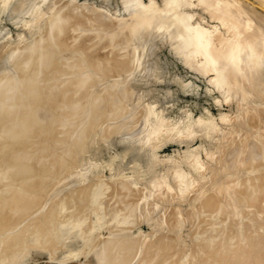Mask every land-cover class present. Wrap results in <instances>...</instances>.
Here are the masks:
<instances>
[{
	"label": "rangeland",
	"instance_id": "374dc122",
	"mask_svg": "<svg viewBox=\"0 0 264 264\" xmlns=\"http://www.w3.org/2000/svg\"><path fill=\"white\" fill-rule=\"evenodd\" d=\"M152 1L156 2L158 5H161V6L164 5V0H152ZM142 2L146 5H149L151 0H142ZM25 3H29V5H27V4L25 5ZM23 4L25 6H23ZM197 4L198 3L196 1H194V3L189 8L191 10V14L193 16V21L199 22V23L201 22V24L203 26H205L206 29H208V31L210 32V37H211L210 43L213 45L212 48H214V45L217 46L218 42H219V46H217V47L221 48L222 45H220V43H223L224 41H228V40L232 39L230 37H232V35L234 33L233 31H236V29H234L232 26H230V28L232 30L230 28L225 27L218 18H216L212 15L210 9L205 8L201 4H198V5ZM18 5L19 6L22 5L21 8L18 9V7H19ZM13 8H15V9L17 8V10H15ZM137 8H138V6H137L135 0H0V62H1L0 63V100H1L0 105H1V103H3L2 109L0 106V111H1L0 112V118L1 117H3V119L5 118L4 121H6V122H7V120L9 121L13 118L12 119L13 122L10 121V123L8 122L6 124H9L11 126L12 130H13V127H12L13 125L15 126L14 129H17L18 127H19L18 129H20L21 128L20 123L17 126L16 122L14 124V119H15V116H16V119L21 118V112H19L20 111L19 109L22 110V106L24 104L23 102H25L26 104H24V105L31 106L30 107L31 109L33 107V110H35L37 113H38V108L40 109V107L41 108L44 107L45 110L40 109L41 111H39V115H41V114L45 115L44 116L45 118L43 116L38 117L39 116L38 114H36V117H38L40 122H42L43 120L45 122V123L43 122L44 124H47L48 122H50V123H48L49 125L53 124L52 126L56 127V129L59 127L58 129H61L63 131V132H59V133H56L54 131L55 134L51 131V133L49 132V133H47V135L46 134L43 135V133H39L40 134L39 135L38 131H37L38 128L36 127L37 133L35 132V129L33 128L32 130H34V132L31 130L32 135H30V134L25 135V136L24 135H14V134L12 135V132H11L12 130L10 129L9 125H6L5 123H3V119H1L0 120V123H1L0 126H2L4 124L6 125V127L8 126L9 129L7 128V131L11 130V131H9V134L11 133L10 135L12 137L9 138L10 135L7 132H4L6 130H5V128L3 129V126H2L1 131H0V133L2 132L0 134V141L2 142V140H4V142H2V144L0 143V150L5 149L6 146H8V148H9L10 145L7 144L5 146V141H6V143H8V141L11 140V138H13V139H15V140H13L15 142H13L11 140V143H14L15 145H14V147L11 146L10 148L14 152L15 151L17 152L15 154H17L18 157H20L24 153L23 155H24V157L26 156L25 157L26 159L23 156H22V158L20 157L21 159L24 158L23 162L26 160V163H24V164H27V162H28V163H30V165H32L31 163H34L36 161L38 164H40L42 162L41 164H44L45 166L52 165V167H54V168L56 167L55 171H52V172L49 171L50 174L52 173L54 176L52 174L50 176V174H48L49 172L48 173L46 172L48 175H46V173L42 174V176L43 175L47 176V177H44V176L42 177V178H44V187H45V185L48 186L47 183H49V184L53 183L54 184L56 182L55 173L58 174L59 171H61V169L59 170L57 168V167H59L58 163H57L58 166L54 165V158H56V155L62 157L63 155H65V152L67 153L69 147L70 148L74 147L73 149L71 148L74 151V149L77 148L75 146H77V143H79V142H80L79 146L83 145L80 147L84 149L83 152L78 154V158H77V161H78L77 163H79L80 168L77 166H76V168L72 167L73 171L72 170H70V171H72V172L75 171V172L70 174L69 176L62 174L63 176H65V178H62L63 180L61 179L62 175L58 174L59 179L61 180L60 182H62L63 185H61V187L59 185L57 187L58 189L57 188L55 189V192L54 191L50 192L48 190L49 188L47 189V187L44 188L43 186H42L43 188L41 187L42 192L37 191L38 189L35 190V188H33V189L30 188V189L34 190V192L37 191L36 194L33 193L32 195H34V196L40 195L39 198L41 197L40 199L42 201L39 200V203H38V201H36L35 206H37V204H39L37 206V209H35L36 207H34L33 210H30V211L29 210L26 211L27 209H22V208H19V210H18V208H14V209L11 208L10 209V205H9V206H7L9 208V210H8V208L6 207L9 214L14 213L17 216V218L16 217L14 218L16 221L13 220V223H14V224L12 223L13 227H12V225H10L11 223L9 224L10 225L9 227L13 228V230H14L13 232H12V228L10 230L8 227H6L8 229H6V228L3 229V227H1L2 231L1 230L0 231L2 233H0V235L3 234L2 235L3 239L7 240L9 238L7 240L9 243L7 242L8 243L7 245L9 246V244H10V246H9L10 248H8L7 245L5 246L4 243L6 241L4 240L3 246L1 245V247H0V252H1L0 255L2 256V257L0 256V258H1L0 264H101V260L98 258V256L100 255V253L102 251V249H101L102 242L107 241V240H112L113 242H115L114 245L115 246L117 245L116 249H118V251L115 249L117 251L116 253L118 254L119 252H121L123 254V255L122 254L116 255L117 257L120 256L119 258H121V260H125V261L127 260L128 261L129 256H131L130 252L132 254H134V256L132 255L133 259L131 258L132 257L131 256L130 260L128 261L130 264H140L141 263L140 260H143V259L144 260L145 259L146 260L153 259V261H155V260L157 261V260H159L160 257H163L164 250H165V255L167 254L166 256L164 255L165 257H168V256L171 257V255H173L171 258L174 259V258H176V255H179V256L182 255L181 257H183V256H184V258H185V256H186V258L188 257V259H187V261H188V260H191L190 256L192 258L196 257V254L194 255V252L196 253V251H195L196 249L198 251L197 257H199V258L198 259L193 258L191 260L192 262L190 261L189 263L193 264L195 262L194 264H198L196 260L200 261L199 253L203 252V254H204V251L201 250V245H200L202 242H203L202 243V245H203L204 241L207 239L212 238V240H215L216 237L221 236L222 232H223L222 234H224V232H229L233 228L236 229L237 225L235 223H237V221L239 222L238 224L241 225L242 223L244 224V222L246 223L247 220H245V219L249 218V217H247V214H245V212L243 210H241V209H245L244 207H246V206H244L242 208L238 207V209L236 207H235L236 209L234 208V211L239 210V208H240V210L237 211L239 213H236V212L235 213L237 215L239 214L242 218L240 216L237 217L235 213H234L235 215L233 214L232 208L234 206L230 207V209H227L228 211L230 210L229 212L228 211L225 212L227 215H225V213H222L223 211H220V213H219V211H217L214 213V215L212 217H210L211 213H209V212L203 210V208H201L200 201L201 202H202V200L204 201V199L208 198L209 196L212 197V195H214V193L216 191L218 193H220V190H217L219 187H217V188L213 187V186H215V184L213 186H211L213 188L209 187V183H210V185L213 184V180H214V178H216V176L217 177L219 176L221 178V176L224 175V176H222L221 179L217 178L215 180V181H217V180L222 181V180H224L223 178H225L226 175H228V173H229V175H228L229 177L230 176L235 177V175H237V176H239V178H241V176L243 178H244V176H245V178H247L248 176L252 175L253 169H250L248 166L251 163L247 162L248 160L251 161L252 159H248L246 161L245 158H243V156H242L243 151H240L242 149L240 146L242 145V142L244 143L245 141H247V144H249L248 147H249V149H251L254 146V145H251L252 142H254L256 144V143H258V141L261 140V139L260 140L258 139L260 137H257L258 140L257 141L255 140L256 142L253 141L256 138V136H254L253 133L250 132V130H252L251 128L256 129L255 127L257 126V128H258V126H259V130L257 129L258 133L259 132H260V134L264 133L263 132L264 127H260L261 123H263V121H264V97L260 98L257 95L256 96L254 95L255 97L252 95L254 98H252V100H250V101H251V103L254 102L255 105L257 104L256 105L257 107L254 104H252V105H254L253 107L256 108V111L253 109L254 111L252 110V112H251V109H248V110L244 111V114L242 112L243 118L245 117L244 120L247 122L243 126V128H245L246 131L242 130L243 129L242 128L241 130H234V131L230 132L229 128H231L230 125L232 124V122H234L233 120L237 116H240V114L237 113V110H238L237 103L232 98L233 96L232 97L227 96V94L224 92L223 88H221L217 85V84H220V82H219V80L215 79L216 74L214 71H212V68L210 67V64H209L210 62L207 61L205 56L203 57V55H205L204 51H203V55H201L200 52H202V51L199 50L198 54H199V56L201 55L200 58L198 56H197L198 58L196 57V55H197L196 52L194 55V51L193 52L191 50L186 51V53L191 52L192 54H189V53L188 54L192 55L193 58L195 57L194 58L195 60L196 59L199 60V62L196 61L198 63H194L195 61L193 62L192 57L189 56L187 58L188 54H186V55L183 54L184 51H181V47H180L179 42H175L174 40H172V37L175 34V31L173 29H175V28H172L169 25L170 20L167 21L164 26L159 28L155 25L156 22L146 23L145 18H143V16H141V14L137 11ZM137 14H138V16H137ZM137 17H138V19H136ZM124 20H125V22H124ZM134 20H136L135 24H134ZM128 21H129V23H128ZM126 22H127V24H125ZM128 25H129V27H128ZM227 25L229 27V24H227ZM230 25H232V24L230 23ZM222 26H224V28ZM135 27L137 28V30ZM135 30H136V33L139 34L138 36H136ZM133 34L136 37H134ZM217 35H218V37H217ZM137 37H138V40H137ZM142 37H143V39H142ZM59 39L65 41V43L66 42L67 43L65 45L61 46V44H59V42H58ZM52 44H55V45H52ZM57 44L60 45L62 48L60 46H59L60 48L56 47ZM25 46H27L28 49H30V50H28L27 47L25 48ZM140 46H141V48H140ZM174 46H175V48H174ZM54 47H56V49H54L55 53L53 52ZM41 49H43V50L41 51ZM25 51H27V54H29L31 52L29 54L30 58L34 54L32 60L28 59L30 61L27 62L26 61L27 59H26L23 62V59L21 58V56L25 54ZM40 51H41V53H40ZM51 51H52V53H51ZM11 52L13 54H11ZM14 52H15V54H14ZM21 52L22 53L24 52V53L22 54ZM197 52H198V50H197ZM9 53H10V57H12V59H10V62L8 61L10 58L8 56ZM47 53H48V55H47ZM20 54H22V55L20 56ZM51 54L53 55V57L51 56ZM5 55L7 56V59H6ZM43 55L45 56V58ZM48 56H49V58L51 56V58L50 59L47 58ZM42 57H43V59H42ZM81 57H83V58H81ZM184 57L186 58V61L188 63L184 60ZM4 58H5V61L3 60ZM55 58H59L60 62L58 59H55ZM202 58H205L204 59L205 61L202 60ZM17 59L18 60L21 59L20 61H22V67L23 68H28L25 70V72L27 71L26 73H28V74H26L24 71L19 70V68L17 69V67L15 68V66H12L14 64V61L17 62ZM44 59H47V61ZM52 59H53V62H52ZM187 59L188 60L192 59L191 60L192 62L191 61L189 62ZM56 60L58 61L59 64L57 63ZM43 61H44V63H43ZM65 61L67 63H62ZM202 61L203 62L207 61V62L203 65ZM46 62H48V63H46ZM84 62H86L87 64ZM41 63H43L45 65H42ZM56 63L59 67L55 66ZM207 63L209 66H207ZM16 64L18 66V63H15V65ZM49 64H51V65H49ZM136 64H137V66H136ZM47 65H49V67L50 66L51 67L50 68L48 67V69H47V67H46ZM61 65L62 66L65 65V66L61 67ZM67 65H70V66H67ZM33 66L34 67L37 66L36 69L33 68ZM44 66H45V68H44ZM52 66H55V67L52 68ZM66 66L68 68H66ZM198 66H200V67H198ZM31 67L35 71L39 70L40 72L39 71H38L39 73L37 71H36L37 73L34 72ZM40 67L43 69H41ZM60 67L63 68L62 70H64V71L60 70L61 69ZM150 67H153V69ZM206 67H208V68L206 69ZM64 68L67 70L69 69V70L66 71ZM44 69H45V71L43 72ZM76 69H77V71H76ZM154 69L156 72L154 71ZM29 70H32V72H30ZM53 70H55L56 73ZM57 71H59V72H57ZM60 71L63 73H61ZM33 72L36 73V76H34V77H32L33 75H35V74H32ZM48 72H49V74H48ZM59 73H61V74L59 75ZM67 73L68 74L70 73L69 76ZM53 74L59 75L58 76L59 78L56 77L57 75L54 77L60 79L59 83L61 82L62 87H64V88H62L63 91H62L61 87H59L61 90L59 92L61 94L57 95V97L60 96L63 98V96H61L63 94H67V95L71 96L70 94H72L73 92H70V93L66 92V90H68L69 87H70V90L72 89V87H80L81 92H84V93L81 94V92H80V94H78L76 96L74 95V97H72L71 100L69 99L70 102L68 100H66L67 98H66V96H64L65 97L64 100H66L65 101L66 104L64 102H62L63 101L62 98L60 99V97H59V98L54 99L55 97H51V95H41L40 98H38L37 100L36 99H31V100L29 99V101H28V97H26V95L24 96V93H21L23 90H25L24 86H27V84H30V82H31L30 80H32V82H33L34 80H36V78H37V80L35 81L36 83L39 82L40 85L41 84L43 85V83H44V86H42V87H45V86L47 87L48 83L51 87H54L55 85L57 87V85H58L57 80L58 79H54ZM62 74H64V75L61 76ZM22 75H26V76L29 75V76L25 77ZM15 77L17 79H15ZM29 77H31L30 80H29ZM39 77H41V78H39ZM47 77H52L56 81V84H55V81H52V78H51V81L55 84L54 86L52 85L53 83L51 84V82H47V81H50V79L48 78L49 79L48 80ZM68 77L73 78L74 83H71L70 82L71 78L69 79ZM77 77L80 78V79L78 78L79 81L77 80L78 83L76 82ZM19 78H20L22 84L25 82L24 80H26L25 83H27V84L24 83L22 85V84H19L20 82L16 83V81H18ZM38 78L41 82L44 79L43 83H41L38 80ZM67 80H68V82H67ZM65 82H67V83L70 82V84H67ZM14 83H16V84H14ZM39 83H37V84H39ZM45 83H47V84H45ZM18 84L20 85V87ZM61 84H59V86H61ZM77 84H78V86H77ZM21 85H22L23 89H22ZM56 87L53 89L54 90L57 89V91H58L59 89H58V87L57 88ZM80 88H79V90H80ZM18 89H22V90L16 91ZM48 90H51V89L49 88ZM64 91H65V93H64ZM85 91H87V92H85ZM16 92H19V94L21 96L19 95V97H18V94ZM23 92H25V91H23ZM59 92H58V94H59ZM6 94H8V97ZM13 94H15V95L17 94L18 99L21 98V100H24V101L20 100L21 101L20 103L18 101V104L19 105L21 104L22 106L21 105L19 106L18 104L13 103L14 101L12 102V99H10V97L13 96ZM22 96L24 97V99ZM25 97L27 99H25ZM45 97H46L45 101L49 98L48 101H46V102H48V105L50 103H52V104L54 103L53 104L54 108H53V106L50 107L51 104L49 105V108H47V106H48L47 104H46L47 106H43L42 104L44 102L40 103L39 100L43 99V101H44ZM75 97H77V99ZM257 97L259 100L257 99ZM6 98H9L10 104H9L8 100H6ZM12 98L15 99V102L17 103L16 97L14 98V96H13ZM73 98H74V102H71V101H73ZM51 99L53 102L49 101ZM56 100H61L60 104L64 103L66 106L71 107V105H69L71 103L73 108L76 107L75 110L73 108H71L72 111H74V113L72 112V114H69L68 117L66 116L67 117V118L65 117L66 120L64 119L66 122L64 121L63 124H60L62 122V121H59L61 118L59 119V117H57V116L60 115L61 113L63 114L64 111H66V108L65 109L62 108L63 106L64 107H66V106L64 104L59 105L58 102H56ZM75 100H76V102H75ZM90 100H92V101H90ZM5 101L9 105L4 104ZM67 101H68V103H67ZM80 101L82 104L80 103ZM90 102L91 103L97 102L101 106V108L104 109V110H102V113L100 114V116H98L99 117L98 119H96L97 117L94 119H91V118L95 117V116H93L95 113L92 112V110L94 111V109L89 110L90 109L89 108ZM12 103H13V105L14 104L15 105L13 106ZM37 103H39V105L41 104L42 106L38 107ZM45 103H44V105H45ZM56 103L61 107L60 110H59V108H56V107H59L58 105H56ZM27 104H30V105H27ZM4 105H6V107ZM10 105L15 109H16V107H18L16 110H17L18 114H20V115H18V114L17 115L20 117H18L17 115H11L14 117L7 115L8 111H7V113L5 111H6V109L8 110L7 107H9ZM87 108H88V110H87ZM152 108H154V109H152ZM15 109H14V111H15ZM69 109L67 107V110H69ZM44 111H45V114H44ZM85 111H87V113ZM154 111H155V114L153 115ZM40 112H42V113L40 114ZM48 112H50V113H48ZM57 112H58V115H57ZM84 113H86L87 116ZM245 113L247 116L245 115ZM234 115H236V116L233 117ZM242 115H241V117H242ZM6 116L8 119H6ZM48 116H50V117H48ZM60 116L62 117V115H60ZM225 116H226V118H225ZM231 116H232V120H231ZM46 117H48V118H46ZM159 117L166 119L167 123L165 124V126H163L161 128V129H163V131L161 133H159V135H157L158 133L156 131L153 132L149 129V127L153 124L151 123V125H150V122H149V125H148L145 121V118H148V119L153 118L152 120L154 121V120H157ZM40 118H42L43 120H41ZM167 118L170 119L171 121L169 122V120ZM16 119H15V121H16ZM18 119H17V122L20 120V119L19 120ZM57 119L59 121L58 124H60V125L57 124ZM190 119L194 120V121H192L193 124L198 119H202L205 122L212 120L216 124V128L218 126H220V129L217 128V130L218 129L224 130V131L227 130V132H230V133L229 134L226 133L227 134L226 135L227 137L225 136L226 139L220 138L217 135V134H219L218 132L215 133L213 135V137H211L210 139L209 138L208 139L202 138L199 134H197V135L192 134L190 136L184 135L181 137L180 135L184 134L183 132H181V130L184 127H187V126H183V125H185L186 124L185 122L189 121ZM46 120L48 122H46ZM91 120H94V121L91 122ZM223 120H225V121H223ZM226 120H228V121H226ZM68 121H69V124H68ZM157 121H158V123L160 122L159 119ZM53 122H55V125ZM140 122L143 124L145 123L146 126L148 127V130L146 129L145 124L143 126H141ZM154 122H156V121H154ZM92 123H93V126H92ZM179 123L181 125H179ZM103 124H104V126H103ZM246 125H248L247 128L245 127ZM249 125H252V126L249 127ZM128 126L131 128L132 127L139 128V132L136 133V134L140 133L139 136L136 134L131 136V134L128 131H127V133H126V131L124 133L123 130L127 129ZM261 128H262V130H261ZM161 129H159L158 132ZM175 129H177L178 131L180 130V132H181L180 135H178L179 133ZM140 130L142 132L146 130L145 131L146 133H144V132L141 133ZM183 130L186 131V128ZM67 131H68V133L70 131L71 135L66 133ZM87 132L88 133L90 132V133L88 134ZM122 133L126 134L125 136H128V134H130L126 138L124 135L123 136L125 139H128V138L131 139V140H129V141H131V144L129 142L128 145H125V143L123 144L121 142ZM38 135H39V137H38ZM53 135L55 138L53 137ZM252 135L254 136V138H252L253 137ZM17 136H19V137H17ZM20 136H22V137L20 138ZM31 136H32V138H31ZM167 136H169V137H167ZM72 137H73V139L71 140ZM78 138H80V141L75 143L74 140L78 141L79 140ZM30 139H31V142H30ZM217 139H218V141H217ZM222 139H224V141ZM251 139H253V140H251ZM133 140H135V141L133 142ZM219 140H221V141L219 142ZM242 140H244V141H242ZM261 141L264 142V139ZM18 142H19V148L20 149L17 148L18 150L17 149L14 150L15 147L18 146ZM68 142H69V144H68ZM249 142H251V143H249ZM16 143H17V145H16ZM155 143H156V146H155ZM211 143H212V145H211ZM220 143H223L224 149H227V151L226 150L223 151L224 153H222V154H224V155H220V156L218 155L219 158L220 157H223V158L219 159L217 157L219 159V162H218V159L216 158L217 162H218L217 163L213 159L215 152H213V153L210 152V149H211V151H214V149L217 147L216 145L220 144ZM9 144H10V141H9ZM149 144H151V145H149ZM214 144L216 147H214ZM28 145L30 146V148ZM25 146H28V147H25ZM124 146L127 148H125ZM250 146H252V147L250 148ZM203 147H204V149H203ZM21 148H23L22 152H21V150H22ZM127 149L130 153L127 152ZM150 149H153V151ZM188 149H189V151H188ZM19 150H20V152L18 153ZM25 150L29 151V152H26ZM190 150L193 151L194 153L191 152V154H190ZM31 151H33V152H31ZM34 151H35V153H34ZM56 151H57V153H56ZM207 151L210 153V156L208 155L209 153H207ZM50 152L51 153L54 152V153L51 154ZM151 153H153L154 155L153 154L151 155ZM19 154H20V156H19ZM43 154H44V156H43ZM125 154H127V156H124ZM232 154H233V156H232ZM246 154L248 155L247 151L244 154L245 157L247 156ZM52 155H54V157ZM79 155H80V157H79ZM188 155H191V156L188 157ZM211 155H213V156H211ZM235 155L242 156V158L244 159V162L246 161L248 163V165L245 164L244 167H239V166H236L235 164L230 165V161L235 159ZM34 157H35V159H34ZM42 157H45L44 158L45 160ZM52 157H53V159H52L53 164H51V160H50ZM211 157L213 159V162H211V160H212ZM31 158H33V159H31ZM172 158L175 162L170 161V159H172ZM239 158H240L239 161H241L242 158L241 157H239ZM27 159H28V161H27ZM167 159L169 160V162L166 161ZM259 159L261 160V158H259ZM259 159H257L255 163L260 162ZM46 160H47V162H45ZM49 160H50V163L48 164ZM55 162H57V161H55ZM58 162L60 163V161H58ZM253 162L254 161H252V163ZM37 163H36V165H38ZM255 163H253V165L258 164V163L257 164H255ZM192 164H193V166H192ZM27 165H29V164H27ZM34 165L35 164H33L32 167ZM168 165H170V166H168ZM178 165L181 168V169L179 168L180 170L177 168ZM246 166L249 168V170ZM1 168H3L4 171L2 169H0V200L1 201L5 200V201L4 202L0 201V204L6 203V205H8V203L6 201L8 198L10 199L8 202H10V204H12L13 200L11 199V197H13V196L15 197V192L17 194L16 197L19 195L22 196L23 194L20 192L21 189H19V188L20 187L22 188L23 186H25V188H27L26 184L30 183V181L27 182V180H33L34 181V180H36V176L38 177V174H39L38 169L37 170L33 169L34 171L36 170L35 172L38 173L37 174L34 172L36 175V176L34 175L35 176V177H33L34 179L33 178L29 179L34 174V173L32 174V172H33V170H32V172L29 174L30 177H29V175H27V177H29L28 179L26 178L27 180L25 179V177L23 178L26 181H23V179L22 180L19 179L20 181L17 182L18 183L17 184L16 181H13V180H17V179H15L16 177L15 178L13 177V180L11 179L12 178L11 177V175H12L11 171H13V170H11V171L9 170L11 172V174H9L10 172L7 171V168H6V170H5V167H1ZM251 168H253V167H251ZM177 169L179 171H181V170L182 171L176 173V171H178ZM63 170H65V168H63L62 171ZM257 170L260 172L264 171L263 162H262L261 167H259V169H256V173H258ZM14 172L15 171H13V175H14ZM218 172H222V173H218ZM61 173H64V171ZM249 173H250V175H248ZM254 173H253V175H255ZM160 174L167 175L166 180H165V176L160 175ZM182 174H183V176H181V177H183V179H185L186 176L188 178L191 177V179H193L195 177L196 182H197V179L199 181L200 178L203 177L201 179V181H203L202 182L203 184L200 185L201 184L200 183L201 181H200V182H198L197 186L195 185L192 188V185L194 183L196 184V182L194 180V182L192 183V181L187 178L189 180V182H191V185L189 183V188H188L189 191L186 189L187 190V193H186L183 190L185 193L181 194V191H178V188H177L178 187L177 185H179V183H178L179 181H177V180H178V178H180V175H182ZM219 174H222V175H219ZM8 175H10V177ZM39 175H40L38 177L39 179L37 178L38 180L42 179V178H40L41 174H39ZM246 175H248V176H246ZM58 176H56V177H58ZM2 177H4V178H2ZM6 177H8V178H6ZM66 177L68 178L67 183H65V181L67 179ZM175 177H177V178H175ZM229 177H226V179L227 180L230 179ZM50 178H51V180H50ZM78 178H80V180H78ZM160 178L162 179V181L164 179V181H166L167 184L171 182L173 185L171 183L170 184L173 187H174V185H176V182H177L176 189H177V192H179L181 195L179 196L178 195L179 193L177 194L176 189L173 187H171L170 190H168V188H167V191L172 190L171 195L169 193H167V191L165 190L166 186L165 187L162 186V183L164 181L162 182ZM174 178H175V180L177 179L176 182L173 181ZM47 179H49V180H47ZM72 179H74L75 182L73 184H68L69 180L71 181ZM168 179L170 182L168 181ZM226 179H225V181H226ZM40 181H43V180H40ZM207 181L208 182L210 181V182L207 183ZM20 182H22L23 186ZM23 182H27V183H23ZM19 183H20V185H19ZM158 183L161 184L162 187H160V185ZM14 184H16V185H14ZM53 184H50V185H53ZM116 184H118V185H116ZM206 184H208V185H206ZM157 185H159L160 188L164 187L163 189L166 193L164 192L165 193L164 194L163 190L159 189ZM163 185H166V184H163ZM17 186H18V188H17ZM83 186H84V191H83L84 193H83L82 198L80 199L79 197H77L73 193L74 191H72V189L74 187L79 188V187H83ZM85 186H86V189H85ZM87 186H88V188H87ZM198 186L200 187L199 189H198ZM202 187H205V188H202ZM50 188L52 189L53 186H51ZM190 188H192L193 191ZM4 189H6V190L4 191ZM43 189L47 190L46 191L47 193H43L44 192ZM74 189H76V188H74ZM173 189H175V190H173ZM213 189H214V191H213ZM17 190H19V191H17ZM66 190H68V191H66ZM69 190H71L72 197H71V201L70 200H68V201L71 204L74 203L76 207L74 206V204L72 205L74 207H71L69 202H67V204H65V205H62L61 208H63L64 210L62 209V211L60 213L61 215L58 214V216L62 217L63 214H64V216L61 219L58 218V220H57V218L56 219L54 218L56 216H54L52 220L50 219L51 221H53V223L56 222V221L54 222V220H57V223L55 224L57 226H55L53 223L48 222L50 220L46 219L48 216H45V215L46 214L50 215L49 214L50 212L48 213V210H49V208H51L52 204H54V201L55 200L57 201L58 199L63 198L65 196V194L69 193ZM93 190L99 191V194H98L99 200L94 204H90L88 199H89L90 194L93 192ZM28 191L31 194L32 191H30V190H28ZM17 192L19 193V195ZM211 192H212V194H211ZM13 193H14V195H13ZM120 194H121V196H119ZM158 194H160V196ZM161 194L163 195V197ZM166 194L168 195V198L166 197L167 196ZM87 195H89V196H87ZM164 195H165V197H164ZM207 195H209V196H207ZM43 196H45V199L44 198L42 199ZM85 196H87L88 198ZM6 197H8V198H6ZM126 197H128V198H126ZM225 197H226V195H225ZM119 198H121V200H125V199L126 200L122 202ZM72 199H76L77 203L75 202V200H72ZM117 199L120 200L121 202L118 201ZM79 200H81L80 204H78ZM114 201H115V203L117 202V204H114L113 203ZM126 202H127V204H126ZM87 204H88V207H86V208L89 209V207H90V211L85 208V205H87ZM248 204L249 203L246 204L247 207H248ZM67 205H68V207H67ZM115 205H117V206H115ZM196 205H198L199 207ZM251 205L252 204L250 203L249 206H251ZM253 205H255V204H253ZM252 206L248 207V208L246 207V209H248V210H245V211H250L252 213V212H254V210L256 211V209H258L257 206H259V205L254 206V207H252ZM45 207H47V208H45ZM66 207H67V209H66ZM73 208H75V209L77 208L80 210L77 211ZM84 208H85V210H84ZM177 208H178V210H177ZM179 208H180V210H179ZM249 208H252L253 211ZM15 209L18 211L15 212L16 211ZM12 210H13V212H12ZM69 210H71V211H69ZM86 210L88 211L87 213L85 212ZM259 210H260V208H259ZM49 211H51V210H49ZM72 211H74V212H72ZM81 211H84V213L82 212V214H81ZM183 211L184 212L186 211L187 213H184ZM241 211H242V213H241ZM21 212H23V214ZM45 212H47V213H45ZM68 212H70L71 215H69L67 217H69L70 220H73V221L67 222V223H62V221L64 222L63 218H65V214L67 215ZM198 212H200V213H198ZM182 213H183V216H182ZM195 213H197V214L195 215ZM216 213H218V214H216ZM17 214H19V217ZM78 214H79V216H78ZM219 214H220V216H219ZM223 214H224L225 218H224ZM229 214H231V215H229ZM241 214H243V216L245 218H243V216ZM72 215H74V216L72 217ZM228 215L230 217L227 220H229L231 222L232 219H234L232 221V223L235 224V226H232L233 224H231L230 222H228V224H229L228 225L227 220H226V222L224 220L225 223L223 222V219H226V216L228 217ZM167 216L171 217V218H168ZM184 216H186V217H184ZM222 216H223V218H222ZM235 216H236V218H235ZM256 216L258 217V212H257ZM193 217H194V219H193ZM205 217H206V219H205ZM69 218H67L65 220V222L69 221ZM208 218H211V219H210V221L206 222L205 220H208ZM179 219H182V220L179 221ZM202 220H203V222H202ZM243 220H245V221H243ZM156 221H158V222H156ZM234 221H235V223H234ZM241 221H242V223H241ZM45 222H46V224H45L46 226L48 223H49V225L51 224L50 227L48 225V230L44 226ZM74 222H76V223H74ZM204 222L207 224L205 225ZM169 223H170V225H169ZM174 224H175V226H174ZM178 224H180V225H178ZM224 225L227 227V228H225L226 230L224 229ZM41 226L45 227L46 229L42 228ZM52 226H53V228H52ZM78 226H80V227H78ZM228 226L231 227L232 229L231 228L229 229ZM258 226H259L260 230H258L259 228L257 229ZM258 226H253L254 228L252 227L254 229V231L256 229H257L256 231H261V232L264 231V228L260 227L262 225H258ZM198 227L200 228V230ZM222 227H223V230L221 229L222 232L219 233L220 228H222ZM244 227L242 226L240 228L241 231L243 230V235L245 234L244 232L246 230L247 231L250 230V229L248 230L246 227L245 228ZM249 227L251 228V226H249ZM5 229L7 232L9 230L11 231V232L9 231V233L5 232L7 235H9V236H7V238L5 237L6 235H4L5 233H3V230H5ZM203 229H205V230H203ZM218 229H219V231L217 232ZM253 229L250 230L251 231V232H249L250 235L252 233H255L253 231ZM197 230H199V231H197ZM18 231H20V233ZM16 232H18V235H21V233L22 234L24 233L23 234L24 237H22V235H21V238L24 240V238L26 236L28 242L25 241L24 245L21 244V246H19L20 239H17V238L20 236L17 237ZM213 232H215V234H216L215 237H214V234H212ZM10 233L13 237L10 235ZM210 233H211V235H210ZM246 234H248V233H246ZM246 234H245V236H248ZM157 235L160 236L161 239H159L160 237H158ZM206 235H207V237L205 238L204 236H206ZM209 235H210V237H209ZM47 236H49V237H47ZM155 236H157L158 238H156ZM203 237H204V239H203ZM2 238H0L1 242H2ZM11 238H13L14 242H17V243H14L13 245H11L13 243ZM144 238H145V240H144ZM147 238H148V240H147ZM125 239H127L128 242ZM156 239L157 240L159 239V241H157ZM201 240H202V242H201ZM140 241L145 242V244H147L149 241H150L149 242L150 244L152 243L151 245L148 244V246H149L148 247V250H149L148 254H147L148 251L145 250V247H143V250H142L143 252H141L142 246L139 249L140 245H142V244L145 245L144 243H142ZM152 241H155V242H152ZM1 242H0V244H2ZM136 242H138V244H136ZM160 242L164 243V244H162L163 246L161 245ZM125 243L130 244V246L126 247ZM196 243L200 245V246L199 245L198 246L200 247L201 251L198 250ZM17 244H18V246L14 247V245H17ZM118 244L122 245L123 248H122V246L120 247V245H118ZM134 244L136 246L133 247ZM153 245L156 247L158 246V248H153ZM4 246H5V248L7 247L6 249L4 248L5 251L3 250ZM145 246H147V245H145ZM160 246H162L163 248ZM194 246H195V248L196 247L197 248L195 249ZM95 247H97V248H95ZM119 249H120V251H119ZM134 249L137 251V253L133 252V251H135ZM192 249H194V251H192ZM29 250H30V252H29ZM126 250H127V253H124V252H126ZM152 250H157V252L159 250V252L157 253L156 251H152ZM203 250H205V249H203ZM191 251L193 254L191 253ZM206 251L207 250H205V252ZM151 252L153 253V255H150ZM154 252H156L157 254ZM145 253L147 254L148 257H144V256H146ZM179 253H184L185 255L179 254ZM125 254H127L128 257ZM141 254H142V256H141ZM121 255L123 257L125 255L126 259H125V257L124 258L121 257ZM149 255H150V258H149ZM208 255H210V254H208ZM179 256H177V257L179 258ZM201 256L203 258L206 257V255L203 256L202 254H201ZM2 258L3 259L5 258V259L3 260ZM121 260L116 264H125V261H124V263H121L122 262ZM127 261H126V263H127ZM202 262H203V264H204V262H206L208 264L207 259H205ZM142 264H144V263H142Z\"/></svg>",
	"mask_w": 264,
	"mask_h": 264
},
{
	"label": "bare ground",
	"instance_id": "6f19581e",
	"mask_svg": "<svg viewBox=\"0 0 264 264\" xmlns=\"http://www.w3.org/2000/svg\"><path fill=\"white\" fill-rule=\"evenodd\" d=\"M194 1H196L198 4H201V5H203L205 8H207V9H210L211 10V13H212V15L214 16V17H216V18H218L220 21H221V23L225 26V27H227V28H230V26H232L234 29H236V31H233L234 33H233V35H232V37H230V38H232V39H230V40H228V41H224L223 43H220V45H222V47L221 48H218L217 46H219V42H218V45L216 46V45H214V48H212V44L210 43V40H211V37H210V32L208 31V29H206V27L205 26H203L202 24H201V22L199 23V22H195V21H193V16H192V14H191V10L189 9L190 7H191V5L194 3ZM135 2H136V4H137V6H138V8H137V11L141 14V16H143V18H145V22L146 23H150V22H156L155 23V25L157 26V27H162V26H164L165 25V23L167 22V21H169L170 23H169V25L172 27V28H175V29H173L174 31H175V34H174V36L172 37V40H174L175 42H179V44H180V47H181V51H184V53L183 54H192L191 52H188V53H186V51H189V50H191L192 52L194 51V55H195V52L197 53V55H196V57L198 56L199 58L201 57V55H203V51H204V54L205 55H203V57L205 56V58L207 59V61H209L210 63V67L212 68V71H214L215 72V74H216V78L215 79H217V80H219V82H220V84H217L219 87H221V88H223V90H224V92L227 94V96H233L232 98L234 99V101L237 103V107H238V110H237V113L238 114H240V116H237L233 121L234 122H232V124L230 125L231 126V128H229L230 129V132L231 131H234V130H241L242 128H243V126H244V124L245 123H247L244 119H245V117L243 118V115H242V112H243V114H244V111L245 110H248V109H251V112H252V110L254 109L255 111H256V108H254L253 106L255 105V103L253 102V103H251V101L250 100H252V98H254L256 95L258 96V97H264V0H164V5H158L156 2H154V1H152L151 0V2L149 3V5H146V4H144L143 2H142V0H135ZM29 5V3H25V5ZM197 4V5H198ZM20 5V4H19ZM18 5V6H19ZM24 4H23V6H25ZM22 6V5H21ZM21 6H19L18 7V9L19 8H21ZM195 7V6H194ZM13 9H15V8H13ZM15 10H17V8L15 9ZM82 13V12H81ZM137 16H138V14H137ZM211 16V15H210ZM43 19V18H42ZM136 19H138V17L136 18ZM132 21V20H131ZM135 21L136 20H134V24H135ZM124 22H125V20H124ZM128 23H129V21H128ZM230 23L232 24V25H230ZM125 24H127V22L125 23ZM137 24V23H136ZM220 24V23H219ZM221 24V25H222ZM227 24H229V27H228V25ZM48 25V24H47ZM132 25V24H131ZM50 26V25H49ZM135 26V25H134ZM224 26H222L223 28H224ZM128 27H129V25H128ZM137 27V26H136ZM135 27V28H136ZM219 27V26H218ZM29 28V27H28ZM47 29V28H46ZM211 29V28H210ZM231 29V28H230ZM229 29V30H230ZM133 30V29H132ZM136 30H137V28H136ZM136 30H135V34H136V36H138L139 34L138 33H136ZM232 30V29H231ZM139 32V31H138ZM149 33V32H148ZM224 34V33H223ZM133 36H134V34H133ZM136 36H134V37H136ZM217 37H218V35H217ZM216 38V37H215ZM29 39V38H28ZM142 39H143V37H142ZM229 39V38H228ZM60 40V41H59ZM58 40V42H59V44H61V46L62 45H65L66 43H65V41H63V40H61V39H59ZM136 40V39H135ZM137 40H138V37H137ZM223 40V39H222ZM13 41V40H12ZM26 41V40H25ZM29 41V40H28ZM55 42V41H54ZM57 42V43H58ZM137 43V42H136ZM213 43V42H212ZM12 44V43H11ZM7 45V44H6ZM52 45H55V44H52ZM58 45V44H57ZM56 45V47H59L60 45H58L57 46ZM60 46V47H61ZM67 46V45H66ZM27 46H25V48H26ZM56 47H54L53 48V52H54V49H56ZM59 47V48H60ZM65 47V46H64ZM24 48V49H25ZM31 48V47H30ZM62 48V47H61ZM140 48H141V46H140ZM174 48H175V46H174ZM27 49H28V47H27ZM52 49V48H51ZM243 49V50H242ZM26 50V49H25ZM28 50H30V49H28ZM27 50V51H28ZM32 50V49H31ZM43 49H41V51H42ZM49 50V49H48ZM197 50H198V52H197ZM199 50H201L202 52H200L201 53V55L199 56ZM27 51H25V54L24 55H22V54H20V56H21V58L23 59V62H24V60H26L27 62L28 61H30V60H32L33 59V55L31 56V58L29 57V54L31 53H29V54H27ZM41 51H40V53H41ZM13 52V51H12ZM11 52V54H13ZM16 52V51H15ZM15 52H14V54H15ZM51 53H52V51H51ZM55 53V52H54ZM68 53V52H67ZM155 53V52H154ZM2 54V53H1ZM45 54V53H44ZM188 54V56H187V58L190 56V57H192V55H189ZM46 55V54H45ZM47 55H48V53H47ZM193 55V56H194ZM4 56V55H3ZM6 56V55H5ZM9 57H10V53H9V55H8ZM12 56V55H11ZM40 56V55H39ZM44 56V55H43ZM51 56L53 57V55L51 54ZM51 56H50V58H51ZM184 56V55H183ZM56 57V56H55ZM186 57V56H185ZM184 57V60L186 61V58ZM197 57V58H198ZM3 58V57H2ZM44 58H45V56H44ZM47 58H49V56L47 57ZM49 58V59H50ZM61 58V57H60ZM81 58H83V57H81ZM193 58V57H192ZM195 58V57H194ZM193 58V62L194 63H198L199 62V60L198 59H194ZM205 58H202V60H204ZM6 59H7V56H6ZM10 59H12V57H10L9 58V62H10ZM28 59H30V60H28ZM39 59V58H38ZM42 59H43V57H42ZM54 59V58H53ZM53 59H52V62H53ZM55 59H58L59 60V58H55ZM87 59V58H86ZM4 61H5V58L3 59ZM16 60V59H15ZM21 60V59H20ZM20 60H18L17 59V62H15L14 61V64L12 65V66H15V68L17 67V69L19 68V70H21V71H24L25 72V70L26 69H28V68H23L22 67V61H20ZM36 60V59H35ZM44 60H46L47 61V59H44ZM69 60V59H68ZM78 60V59H77ZM85 60V59H84ZM188 60V59H187ZM192 60V59H191ZM190 59L188 60L189 62L191 61ZM51 61V60H50ZM57 61V60H56ZM196 61H198V62H196ZM201 61V60H200ZM205 61V60H204ZM206 61V62H207ZM59 62H60V60H59ZM91 62V61H90ZM187 62V61H186ZM192 62V61H191ZM203 62V61H202ZM206 62H203L202 64L204 65ZM1 63V62H0ZM12 63V62H11ZM15 63H18V66H17V64L15 65ZM34 63V62H33ZM43 63H44V61H43ZM43 63H41L42 65H45V64H43ZM46 63H48V62H46ZM50 63V62H49ZM57 63H58V61H57ZM57 63H56V67L58 66L57 65ZM62 63H67L66 61L65 62H62ZM84 63H86V62H84ZM188 63V62H187ZM40 64V65H41ZM59 64V63H58ZM87 64V63H86ZM201 64V63H200ZM49 65H51V64H49ZM49 65H47L46 67H47V69H48V67H49ZM66 65V64H65ZM65 65H63V66H65ZM139 65V64H138ZM11 66V65H10ZM55 66H52V68H54ZM62 65H61V67H63ZM67 66H70V65H67ZM66 66V68H68ZM136 66H137V64H136ZM201 66V65H200ZM200 66H198V67H200ZM207 66H209L208 65V63H207ZM37 67V66H36ZM36 67H34L33 66V68H35L36 69ZM51 67V66H50ZM49 67V68H50ZM59 67V66H58ZM60 67V68H61ZM204 67V66H203ZM7 68V67H6ZM11 68V67H10ZM9 68V69H10ZM32 68V67H31ZM32 68V70L34 71V72H36L34 69ZM41 68V67H40ZM44 68H45V66H44ZM51 68V69H52ZM59 68V69H60ZM71 68V67H70ZM73 68V67H72ZM150 68H152L153 69V67H150ZM205 68V67H204ZM203 68V69H204ZM208 67H206V69H207ZM38 69V68H37ZM41 69H43V68H41ZM40 69V70H41ZM63 68H61L60 70H62ZM65 69V68H64ZM159 69V68H158ZM202 69V70H203ZM32 70H29L30 72H32ZM57 70V69H56ZM66 71H68L67 69H65ZM157 70V69H156ZM28 71V72H29ZM39 71V70H38ZM37 71V72H38ZM45 71V69L43 70V72ZM51 71V70H50ZM53 71H55V70H53ZM62 71H64V70H62ZM65 71V72H66ZM76 71H77V69H76ZM154 71H155V69H154ZM18 72V71H17ZM27 72V71H26ZM25 72V73H26ZM32 73V74H35V75H33L32 77H34V76H36V73ZM40 72V71H39ZM38 72V73H39ZM42 72V73H43ZM57 72H59V71H57ZM61 72V71H60ZM64 72V73H65ZM73 72V71H72ZM84 72V71H83ZM156 72V71H155ZM22 73V72H21ZM20 73V74H21ZM55 73H56V71H55ZM61 73H63V72H61ZM61 73H59V75L61 74ZM26 74H28V73H26ZM30 74V73H29ZM47 74V73H46ZM45 74V75H46ZM48 74H49V72H48ZM51 74V73H50ZM68 74V73H67ZM70 74V73H69ZM69 74H68V76H69ZM147 74V73H146ZM57 75V74H56ZM55 74H53V78L54 79H58L59 77V75H57L56 76ZM64 74H62L61 76H63ZM22 76H25V77H27V76H29V75H22ZM39 76V75H38ZM48 76V75H47ZM54 76H56V77H58V78H55ZM45 77V76H44ZM75 77V76H74ZM97 77V76H96ZM30 78L31 77H29V80H30ZM39 78H41V77H39ZM39 78H38V80H39ZM46 78V77H45ZM50 79V81H47V82H51V84L53 83L52 81H55L52 77H47V79ZM51 78H52V81H51ZM69 78V77H68ZM71 78V77H70ZM69 78V79H70ZM78 78L79 77H77V79H76V82L78 83ZM15 79H17L16 77H15ZM22 79V78H21ZM26 79V78H25ZM35 79V78H34ZM48 79V80H49ZM62 79V78H61ZM80 79V78H79ZM214 79V78H213ZM214 79V80H215ZM23 80V79H22ZM28 80V81H29ZM36 80H37V78H36ZM36 80H34L33 82H32V80H30L31 82H30V84H27V83H25L26 82V80H24L23 82L25 83V84H27V86H24L25 87V90H23V91H25V92H21V93H24V96L26 95V97H28V101H29V99L31 100V99H38V98H40V96L41 95H51V97H55L54 99H56V98H59V97H57V95H60L61 93L59 92V91H61L60 90V88L59 87H61V89L62 88H64V87H62V84H61V82L59 83V80L60 79H58L57 80V82H58V85H57V87H58V91H57V89H53V88H55L56 87V81H55V84L53 83L52 85L54 86V87H51L50 85H49V83L47 84V83H45V84H47V87L45 86V87H42V86H44V83H43V81H44V79L42 80V82L41 83H43V85L41 84L40 85V83L39 82H37V83H39V84H37L35 81ZM71 80V81H70ZM69 81L71 82V83H74L73 82V78H71ZM78 80V81H77ZM135 80V79H134ZM16 81V80H15ZM62 81V80H61ZM64 81V80H63ZM66 81V80H65ZM83 81V80H82ZM100 81V80H99ZM14 82V81H13ZM20 82V83H19ZM67 82H68V80H67ZM67 82H65V83H67ZM70 82L69 83H67V84H70ZM134 82V81H133ZM215 82V81H214ZM218 82V81H217ZM218 82V83H219ZM16 83H19V84H22V82H21V80H20V78H19V80L18 81H16ZM16 83H14V84H16ZM23 83V84H24ZM29 83V82H28ZM18 84V85H19ZM22 84V85H23ZM59 84H61V86H59ZM17 85V86H18ZM22 85H21V87H22ZM49 85V86H48ZM65 85V84H64ZM85 85V84H84ZM216 85V86H217ZM66 86V85H65ZM77 86H78V84H77ZM80 86V85H79ZM86 86V85H85ZM19 87H20V85H19ZM51 89V90H48L49 88ZM56 87V88H57ZM96 87V86H95ZM48 88V89H47ZM67 88V87H66ZM79 88L80 87H72V91L70 90V87H69V91L68 90H66V92H73L72 94H70L71 96H69V95H67V94H63V95H61V96H63V98L62 97H60V99L62 98V102H64L65 103V101L66 100H68L69 102H70V100L72 99V97H74V95L76 96V95H78V94H80V92H81V88H80V90H79ZM84 88V87H83ZM93 88V87H92ZM22 89H23V87H22ZM22 89H18V90H16V91H21ZM88 90V89H87ZM222 90V89H221ZM222 90V91H223ZM9 91V90H8ZM62 91H63V89H62ZM83 91V90H82ZM58 92H59V94H58ZM85 92H87V91H85ZM89 92V91H88ZM91 92V91H90ZM17 94H18V97H19V92H16ZM63 93V92H62ZM64 93H65V91H64ZM68 93V94H69ZM82 93H84V92H81V94ZM129 93V92H128ZM9 94V93H8ZM8 94H6L7 95V97H8ZM17 94L15 95V94H13V96H14V98L16 97V100H17V103L15 102V99H13L12 97L13 96H11L10 97V99H12V102L13 103H15V104H18V101H19V103L21 102V101H24V100H21V98H17ZM223 94V93H222ZM254 97H253V96ZM21 96V95H20ZM39 96V97H38ZM64 96H66V100H64ZM226 96V95H225ZM23 97V96H22ZM25 97V99H27ZM50 97V96H49ZM230 97V98H231ZM258 97H257V99H258ZM3 98V97H2ZM42 98V97H41ZM76 99H77V97H75ZM87 98V97H86ZM85 98V99H86ZM231 98V99H232ZM5 99V98H4ZM23 99H24V97H23ZM45 99H46V97L44 98V101H43V99H40L39 101H40V103H45L46 101H48V99L45 101ZM53 99V100H54ZM70 99V100H69ZM256 99V100H257ZM6 100H8V102H9V98H6ZM21 100V101H20ZM35 100V101H36ZM42 100V101H41ZM87 100V99H86ZM259 100V99H258ZM261 100V99H260ZM263 100V99H262ZM1 101V100H0ZM11 101V100H10ZM26 101V100H25ZM49 101H52V99L51 100H49ZM68 101H67V103H68ZM90 101H92V100H90ZM133 101V100H132ZM229 101V100H228ZM6 102V101H5ZM4 102V104H8L7 102L5 103ZM34 102V101H33ZM53 102V101H52ZM56 102H58V104L59 105H62V104H64V103H61L60 104V102H61V100H56ZM71 102H74V98H73V101H71ZM75 102H76V100H75ZM83 102V101H82ZM258 102V101H257ZM256 102V103H257ZM260 102V101H259ZM13 103H12V105H13ZM24 104H26L25 102H23ZM29 103V102H28ZM44 103L42 104L43 106H47L48 105V102H46L45 103V105H44ZM80 103H81V101H80ZM87 103V102H86ZM89 103V102H88ZM100 103V102H99ZM125 103V102H124ZM2 104L3 103H1V109H2ZM9 104H10V102H9ZM8 104V105H9ZM14 104V105H15ZM23 104V106H22V110L21 109H19L20 111L19 112H21V118H17L19 121L17 122V119H16V116H15V119H16V121H15V119H14V124H15V122H16V124H17V126H18V124L20 123V129H14V125L12 126L13 127V130H12V128H11V126L9 125V124H6V123H10V121H12V119L11 120H7V122L6 121H4V119H3V117H1L0 118V120L1 119H3V123H5L6 125H9V127H10V129L12 130H8L7 131V128L9 129V127L7 126L6 127V125L4 124V125H2L3 126V129L5 128V130L6 131H4V132H7L8 134H9V131H11L12 132V135L14 134V135H32L31 134V130L34 128L35 129V132L37 133V131H38V134L39 133H43V135H47V133H51V131L55 134V132L56 133H59V132H63L61 129H56V127H54V126H52V125H49L48 123H50V122H48L47 120H46V122H48L47 124H44L45 122H44V120L42 119V118H40L41 120H43L42 122H40V120L38 119V117H44L45 115H42L41 113L42 112H40V114L41 115H39V111H41L42 109L43 110H45L44 109V107L43 108H41L40 106H42L41 104L39 105V103H37L38 105V107H40V109L38 108V113L35 111V110H33V107H32V109L30 108L31 106H26V105H24ZM31 104V103H30ZM30 104H27V105H30ZM47 104V105H46ZM51 104V106L50 107H52L53 106V104L52 103H50ZM49 104V105H50ZM57 103H56V105H58ZM66 104V103H65ZM64 104V105H65ZM82 104V103H81ZM108 104V103H107ZM252 104H254V105H252ZM260 104V103H259ZM258 104V105H259ZM6 105H4L5 107H6ZM13 105V106H14ZM19 105V104H18ZM19 105V106H20ZM49 105L47 106V108H49ZM58 105V106H59ZM68 105V104H67ZM69 105H71V107H69V106H66V107H62L63 109H65L66 108V111H64V113L62 114L61 112V114L60 115H62V117L60 116V115H58V112H57V117H59V121H62L60 124H63L64 123V121L66 120L65 119V117L67 116L68 117V115L69 114H72V112L74 113V111H72V109L71 108H73V106H72V104L70 103ZM102 105V104H101ZM257 105V104H256ZM255 105V106H256ZM17 106V105H16ZM78 106V105H77ZM88 106V105H87ZM35 107V106H34ZM67 107H68V109L69 110H67ZM106 107V106H105ZM257 107V106H256ZM4 108V107H3ZM8 108V110L6 109V113H7V111H8V114L7 115H17L18 114V112H17V108L18 107H16V109L15 108H13L11 105L9 106V107H7ZM20 108V107H19ZM53 108H54V106H53ZM56 108H59V110L61 109V107L59 106V107H56ZM76 108V107H75ZM75 108H73L74 110H75ZM85 108V107H84ZM89 110H92V109H94V111L92 110V112H94L93 114V116H95V117H93V118H91V119H94V118H96V119H98L99 117L98 116H100V114L102 113V110H104V109H102L101 108V106L97 103V102H90V105H89ZM14 109H15V111H14ZM152 109H154V108H152ZM87 110H88V108H87ZM253 110V111H254ZM57 111V110H56ZM1 112V111H0ZM4 112V113H5ZM52 112V111H51ZM84 112V111H83ZM86 113H87V111H85ZM91 112V113H92ZM250 112V113H251ZM48 113H50V112H48ZM80 113V112H79ZM82 113V112H81ZM86 113H84L85 115H86ZM89 113V112H88ZM254 113V112H253ZM2 114V113H1ZM36 114H38L39 116L38 117H36ZM44 114H45V111H44ZM78 114V113H77ZM146 114V113H145ZM155 114V111H154V113H153V115ZM236 114V113H235ZM258 114V113H257ZM4 115V114H3ZM18 115H20V114H18ZM17 115V116H18ZM83 115V114H82ZM91 115V114H90ZM222 115V114H221ZM241 115H242V117H241ZM245 115H246V113H245ZM5 116V115H4ZM47 116V115H46ZM76 116V115H75ZM87 116V115H86ZM236 115H234L233 117H235ZM247 116V115H246ZM252 116V115H251ZM11 117H14V116H11ZM18 117H20V116H18ZM48 117H50V116H48ZM48 117H46V118H48ZM56 117V118H57ZM66 117V118H67ZM72 117V116H71ZM83 117V116H82ZM163 117V116H162ZM162 117H159L158 119L160 120V122L158 123V119L157 120H154V121H156V122H154L152 119H148V118H145V121H146V123L149 125V122H150V125H151V123L153 124V125H151L150 127H149V129L151 130V131H153V132H157L156 134L157 135H159V133H161L162 131H163V129H161L163 126H165V124L167 123V120L166 119H164V118H162ZM45 118V117H44ZM101 118V117H100ZM161 118V119H160ZM224 118V117H223ZM225 118H226V116H225ZM230 118V117H229ZM228 118V119H229ZM6 119H8L7 118V116H6ZM51 119V118H50ZM55 119V118H54ZM65 119V120H64ZM79 119V118H78ZM168 119V118H167ZM182 119V118H181ZM221 119V118H220ZM89 120V119H88ZM143 120V119H142ZM169 120V122L171 121L170 119H168ZM230 120V119H229ZM231 120H232V116H231ZM230 120V121H231ZM247 120V119H246ZM58 119H57V124H58ZM94 120H91V122H93ZM144 121V120H143ZM152 121V122H151ZM181 121V120H180ZM187 121V120H186ZM192 121H194V120H189V121H187V122H185L186 124L185 125H183V126H187V127H184L183 129H185L186 128V131L185 130H181V132H183L184 134H182V135H180V130L178 131L177 129H175V130H177L178 131V135H180L181 137L182 136H184V135H186V136H190V135H192V134H194V135H197V134H199L202 138H205V139H210L211 137H213V135L215 134V133H219V134H217L220 138H225V136L227 135L226 133H230V132H227V130L226 131H224V130H219L220 129V126H218L217 128H219L218 130H217V128H216V124L211 120V121H207V122H205L204 120H202V119H198L194 124L192 123ZM223 121H225V120H223ZM226 121H228V120H226ZM263 121V120H262ZM13 122V121H12ZM44 122V123H43ZM66 122V121H65ZM142 122V121H141ZM140 122V124H141V126H143L144 124L143 123H141ZM209 122V123H208ZM2 123V124H3ZM54 123V125H55V122H53ZM158 123V124H157ZM229 123V122H228ZM231 123V122H230ZM235 123V124H234ZM1 124V123H0ZM60 124H58V125H60ZM68 124H69V121H68ZM160 124V125H159ZM129 125V124H128ZM179 125H181L180 123H179ZM2 126H0V131H1V127ZM5 126V127H4ZM16 126V127H17ZM83 126V125H82ZM92 126H93V123H92ZM103 126H104V124H103ZM145 126H146V124H145ZM182 126V127H183ZM229 126V127H230ZM233 126V127H232ZM247 126L248 125H246L245 127L247 128ZM250 126H252V125H249V127ZM36 127L38 128V130L36 131ZM62 127V126H61ZM98 127V126H97ZM123 127V126H122ZM228 127V126H227ZM260 127H264V121H263V123H261V125H260ZM144 128V127H143ZM256 129H253V128H251L252 130H250V132H252L253 133V135L254 136H256V138L253 140V139H251V140H253V141H257L258 139L260 140H263L264 139V133H261L260 134V132L258 133V131H257V129L259 130V126H258V128H257V126L255 127ZM146 129L148 130V127L146 126ZM159 129H161L159 132H158V130ZM232 129V130H231ZM72 130V129H71ZM74 130V129H73ZM77 130V129H76ZM101 130V129H100ZM242 130H245L246 131V129L245 128H243ZM261 130H262V128H261ZM33 132H34V130H32ZM55 131V132H54ZM93 131V130H92ZM124 131V133H125V131H126V133H127V131L131 134V136H133V135H135L137 132H139V128H134V127H129L128 126V128L127 129H124L123 130ZM141 131V130H140ZM146 131V130H145ZM145 131H143L144 133H146ZM249 131V130H248ZM32 132V133H33ZM121 132V131H120ZM142 131H141V133H143ZM169 132V131H168ZM263 132H264V130H263ZM2 133V132H1ZM0 133V134H1ZM66 133H68V131L66 132ZM71 132L69 131V133L68 134H70ZM88 133V132H87ZM90 133V132H89ZM88 133V134H89ZM175 133V132H174ZM173 133V134H174ZM4 134V133H3ZM11 134V133H10ZM9 134V135H10ZM130 134H128V136L130 135ZM140 134V133H139ZM139 134H136V135H138L139 136ZM177 134V133H176ZM233 134V133H232ZM40 135V134H39ZM39 135H38V137H39ZM42 135V134H41ZM42 135V136H43ZM49 135V134H48ZM71 135V134H70ZM125 136L126 134H123L122 133V136ZM168 135V134H167ZM175 135V134H174ZM173 135V136H174ZM231 135V134H230ZM252 135V136H253ZM51 136V135H50ZM82 136V135H81ZM85 136V135H84ZM121 136V142L124 144L125 143V145H128L129 144V142H130V144H131V141H129V140H131V139H125L126 137H128V136H125V138H124V136L122 137ZM130 136V137H131ZM172 136V137H173ZM254 136L252 137V138H254ZM8 137V136H7ZM10 137H12L11 135L9 136V138ZM15 137V136H14ZM17 137H19V136H17ZM22 136H20V138H21ZM53 137H54V135H53ZM62 137V136H61ZM137 137V136H136ZM167 137H169V136H167ZM218 137V138H219ZM227 137V136H226ZM231 137V136H230ZM257 137H260V138H258L257 139ZM262 137V138H261ZM6 138V137H5ZM16 138V137H15ZM19 138V139H20ZM31 138H32V136H31ZM35 138V137H34ZM51 138V137H50ZM55 138V137H54ZM81 138V137H80ZM80 138H78L79 140L77 141V140H74L75 141V143L76 142H79L80 141ZM134 138V137H133ZM171 138V137H170ZM174 138V137H173ZM172 138V139H173ZM215 138V137H214ZM246 138V137H245ZM37 139V138H36ZM46 139V138H45ZM44 139V140H45ZM52 139V138H51ZM73 139V137L71 138V140ZM83 139V138H82ZM85 139V138H84ZM216 139V138H215ZM226 139V138H225ZM231 139V138H230ZM6 140V139H5ZM11 140L13 141V140H15V139H13V138H11ZM11 140H9L10 141V144H9V141H8V143H6V141H5V146L8 144V145H10L9 146V148H8V146H6L5 147V149H2V150H0V169H2L3 170V168H1V167H5V170H6V168H7V171L8 172H10L11 170H13V171H15L14 172V175H13V171H11L12 172V175H11V179L13 180V177L15 178V179H17V180H13V181H16V183L17 182H19L20 180L19 179H23L24 177H25V179L27 178H29L30 177V173L32 172V170L33 169H38V172H39V174H41V177L40 178H42L43 176L44 177H47L46 175H48V174H50V172H52V171H55L56 169V167L54 168V167H52V165H50V166H45L44 164H38L36 161V163L38 164V165H36V163L34 162V163H31L32 165L33 164H35L33 167H32V165H30V163H28L27 162V164H29V165H27V164H24V163H26V160L23 162V159L26 157H24V153L20 156V154H19V156L22 158V156L24 157L23 159H21L20 157H18L17 156V154H15V153H17L16 151L14 152L10 147L11 146H13L14 147V143H11ZM39 140V139H38ZM41 140V139H40ZM86 140V139H85ZM88 140V139H87ZM181 140V139H180ZM214 140V139H213ZM223 141H224V139H222ZM229 140V139H228ZM250 140V141H251ZM258 141V143H254V142H249V143H251V145H254L253 147L252 146H250V148L251 149H249V144H247V141H245L244 143L242 142V145L240 146L242 149L240 150V151H243V154H242V156H243V158H245V160L247 161L248 159H252L251 161L250 160H248L247 162L248 163H251L250 165H248V163L245 161L244 162V159L242 158V156H237V155H235V159H233V160H231L230 161V165H232V164H235L236 166H239V167H244L245 166V164H247L248 166H249V168L250 169H253V173L255 174V175H253V173H252V175H250V173L248 174V175H250V176H248V175H246V176H248L247 178H245V176H244V178L241 176V178H239V176H237V175H235V177L234 176H228L229 175V173H228V175H226V177H229L230 179H226V177L225 178H223L224 180H220V181H215L217 178H220L219 176L217 177L216 176V178H214V180H213V184H211L210 185V181L208 182L207 181V183H209V187H211V186H213L214 184H215V186H213L214 188L216 187H219L217 190H220V193H218L217 191L214 193V195H212V197H210L209 195H207V196H209L208 198H206V199H204V201L202 200V202L200 201V206H201V208H203V210H205V211H207V212H209V213H211L210 215V217H212L213 215H214V213L215 212H217V211H219V213H220V211H223L222 213H225V212H227L228 210L227 209H230V207H233L232 209H233V214L236 212V213H239V212H237V211H239L240 210V208H242V207H244V206H246L247 207V203H251L252 205L253 204H255V205H251L252 207H254V206H257V205H259V206H257V208L258 209H256V211L258 212V217L256 216L257 215V212L254 210V212H250V211H245V210H248V209H246V207H244L245 209H241V210H243L244 212H245V214H247V217H249L248 219H245V220H247L246 221V223L244 222V224L242 223V221H241V223L243 224H241L243 227L245 226L248 230L250 229V230H252L254 227L253 226H258V225H262V226H260V227H263L264 228V171L263 172H260V171H258V173H256V169H259V167H261V165H262V162H263V164H264V142H262V141ZM21 141V140H20ZM24 141V140H23ZM22 141V142H23ZM135 140H133V142H134ZM144 141V140H143ZM177 141V140H176ZM211 141V140H210ZM215 141V140H214ZM217 141H218V139H217ZM221 140H219V142H220ZM242 141H244V140H242ZM249 141V140H248ZM255 141V142H256ZM2 142H4V140H2ZM2 142L0 141V143L2 144ZM13 142H15V141H13ZM30 142H31V139H30ZM43 142V141H42ZM50 142V141H49ZM48 142V143H49ZM82 142V141H81ZM213 142V141H212ZM232 142V141H231ZM262 142V143H261ZM21 143V142H20ZM28 143V142H27ZM72 143V142H71ZM80 143V142H79ZM79 143H77V146H75V147H77V148H75L74 149V151L69 147V149H68V151H67V153L65 152V155H63L62 157L61 156H57L56 155V158H54V165H56V166H58L57 165V163L59 164V167H57L59 170L61 169V171H59V175H70V174H72V173H74V172H72L73 171V168L75 167L76 168V166L77 167H79V163H77L78 161H77V158H78V154L79 153H81V152H83V148H81L80 146H83V145H80L79 146ZM87 143V142H86ZM209 143V142H208ZM68 144H69V142H68ZM82 144V143H81ZM4 145V144H3ZM16 145H17V143H16ZM40 145V144H39ZM57 145V144H56ZM149 145H151V144H149ZM211 145H212V143H211ZM22 146V145H21ZM29 146V145H28ZM28 146H25V147H28ZM33 146V145H32ZM155 146H156V143H155ZM158 146V145H157ZM217 146V147H216ZM215 146V144H214V147H216L215 149H214V151H211V149H210V152H215V154H214V157H213V159L215 160V162H217V159L219 158L218 157V155L220 156V155H224V154H222V153H224L223 151L224 150H226L227 151V149H224V145H223V143H220V144H217ZM43 147V146H42ZM51 147V146H50ZM125 147V146H124ZM131 147V146H130ZM150 147V146H149ZM17 148H19V142H18V146H16L15 147V149L14 150H16ZM29 148H30V146H29ZM58 148V147H57ZM125 148H127V147H125ZM142 148V147H141ZM145 148V147H144ZM153 148V147H152ZM156 148V147H155ZM154 148V149H155ZM190 148V147H189ZM226 148V147H225ZM249 150H248V149ZM20 149V148H19ZM22 150H21V152L23 151V148H21ZM25 149V148H24ZM37 149V148H36ZM41 149V148H40ZM203 149H204V147H203ZM213 149V148H212ZM18 150V149H17ZM28 150V149H27ZM54 150V149H53ZM71 150V151H70ZM149 150V149H148ZM150 150H152L153 151V149H150ZM238 150V149H237ZM26 151V150H25ZM24 151V152H25ZM39 151V150H38ZM65 151V150H64ZM188 151H189V149H188ZM187 151V152H188ZM230 151V150H229ZM245 151V152H244ZM246 151L248 152V155L245 157V153H246ZM20 152V150L18 151V153ZM26 152H29V151H26ZM31 152H33V151H31ZM127 152H129L128 151V149H127ZM142 152V151H141ZM140 152V153H141ZM145 152V151H144ZM148 152V151H147ZM191 152H193V151H191L190 150V154H191ZM34 153H35V151H34ZM51 153V152H50ZM54 152H52L51 154H53ZM56 153H57V151H56ZM126 153V152H125ZM130 153V152H129ZM194 153V152H193ZM207 153H209L208 151H207ZM211 153V154H212ZM226 153V152H225ZM228 153V152H227ZM234 153V152H233ZM238 153V152H237ZM40 154V153H39ZM77 154V155H76ZM153 153H151V155H152ZM26 155V154H25ZM42 155V154H41ZM49 155V154H48ZM60 155V154H59ZM154 155V154H153ZM209 156H210V153L208 154ZM230 155V154H229ZM33 156V155H32ZM43 156H44V154H43ZM51 156V155H50ZM53 157H54V155H52ZM124 156H127V154H125ZM138 156V155H137ZM189 156H191V155H188V157ZM208 156V157H209ZM211 156H213V155H211ZM228 156V155H227ZM232 156H233V154H232ZM237 156V157H236ZM53 157L50 159L51 160V164H53L52 162V159H53ZM79 157H80V155H79ZM136 157V156H135ZM187 157V156H186ZM218 157V158H217ZM239 157H241L242 159H241V161H239L240 160V158ZM29 158V157H28ZM37 158V157H36ZM40 158V157H39ZM43 159L45 158V157H42ZM139 158V157H138ZM171 158V157H170ZM217 158V159H216ZM220 158H223V157H220ZM219 158V159H220ZM238 158V159H237ZM259 158H261V160L259 159ZM26 159V158H25ZM31 159H33V158H31ZM34 159H35V157H34ZM80 159V158H79ZM136 159V158H135ZM165 159V158H164ZM163 159V160H164ZM169 159V158H168ZM166 160V161H168L169 162V160ZM211 159H212V157H211ZM213 159L211 160V162H213ZM219 159H218V162H219ZM257 159H259V161L260 162H257V163H255L256 162V160ZM45 160V159H44ZM43 160V161H44ZM50 160H49V162H48V164L50 163ZM208 160V159H207ZM263 160V161H262ZM27 161H28V159H27ZM41 161V160H40ZM55 161H57V162H55ZM58 161H60V163L58 162ZM170 161L171 162H175L174 160H173V158L172 159H170ZM210 161V160H209ZM208 161V162H209ZM222 161V160H221ZM220 161V162H221ZM252 161H254L253 163H255V164H257V165H253V163H252ZM262 161V162H261ZM45 162H47V160L45 161ZM217 162V163H218ZM78 165H77V164ZM196 163V162H195ZM141 164V163H140ZM168 164V163H167ZM175 164V163H174ZM173 164V165H174ZM220 164V163H219ZM47 165V164H46ZM153 165V164H152ZM177 165V164H176ZM168 166H170V165H168ZM172 166V165H171ZM192 166H193V164H192ZM196 166V165H195ZM223 166V165H222ZM253 167V168H251V167ZM36 167V168H35ZM73 167V168H72ZM176 167V166H175ZM247 167V166H246ZM63 168H65V170H63L64 171V173H61V172H63L62 171V169ZM71 168V169H70ZM80 168V167H79ZM177 168L179 169L180 167H179V165L177 166ZM248 168V167H247ZM249 168H248V170H249ZM177 169V170H178ZM181 169V168H180ZM179 169V170H180ZM10 170V171H9ZM35 170V171H36ZM70 170H72V171H70ZM176 171V173H178V172H181V171ZM4 171V170H3ZM34 170H33V172H32V174L35 172ZM50 171V172H49ZM58 171V170H57ZM174 171V172H175ZM219 171V170H218ZM252 171V170H251ZM11 172L9 173V174H11ZM48 174H47V173ZM4 173V172H3ZM6 173V172H5ZM35 173H37V172H35ZM35 173L31 176V178H29V179H32L33 177H35L36 175H35ZM46 173V175H43L42 176V174H45ZM54 173V172H53ZM66 173V174H65ZM183 173V172H182ZM218 173H222V172H218ZM8 174V173H7ZM38 174V173H37ZM38 174V177L40 176ZM52 174V173H51ZM51 174H50V176H51ZM58 174L57 173H55V180H56V182L53 184V183H50V184H53V185H50L49 183H47L48 184V186L47 185H45V187H47V189L50 191V192H52V191H54L55 192V189L60 185V187H61V185H63V183L62 182H60L61 180L59 179V176H58ZM174 174V173H173ZM172 174V175H173ZM27 175H29V177H27ZM35 175V176H34ZM53 175V174H52ZM62 175V177H61V179L62 178H65V176H63ZM160 175H164V174H160ZM179 175V174H178ZM218 175V174H217ZM219 175H222V174H219ZM9 177H10V175H8ZM54 176V175H53ZM56 176H58V177H56ZM165 176V180H166V178H167V175H164ZM163 176V177H164ZM176 176V175H175ZM181 176H183V174L182 175H180V178H178V180L177 181H179L178 183H179V185H177V182H176V180H175V178H177V177H175L174 178V180L173 181H175L176 182V185L178 186H176V185H174V187L173 186H171V182L169 181V179H168V181L171 183H166V181H164V179H163V181H162V179H161V181L163 182L162 183V186H166L165 187V190L167 191V188H168V190H170L171 189V187H173V188H175L176 189V187L178 188V191H181V194L182 193H187V190H188V188H189V183H190V185H191V182H189V180H191L192 181V183L194 182V180H195V182H196V179H195V177L193 178V179H191V177L190 178H188L187 176H186V178L185 179H183V177H181ZM222 176H224V175H222ZM222 176H221V178H222ZM237 176V177H236ZM37 176H36V180H27V182H29L30 181V183H27V182H23V183H27L26 185H27V188H25V186H23V184H22V182H20L21 184H22V186L25 188H19V189H21L20 190V192L23 194H21L22 196H20L19 195V193H18V195L19 196H17L16 197V192H15V197L13 196V197H11V199L13 200L12 201V204H10V202H8L10 199L8 198V197H6V198H8L6 201H7V203H8V205H6V203L4 204V203H2V204H0V230L2 231V229H1V227H3V229L4 228H6V227H8L10 230H11V228L13 227V225H12V223H13V220H15L14 218L16 217L17 218V216L13 213V214H9V212L7 211V206H9L10 205V209L11 208H18V210H19V208H22V209H27L26 211H30V210H33V208L34 207H36L35 209H37V206L39 205V204H37V206H35V204H36V201H38V203H39V200H41L40 198H39V196H34V195H32L33 193H35L36 194V192L37 191H40V192H42L41 191V189L44 187V178H42V179H40V180H43V181H40V180H38L39 178H38ZM160 177V176H159ZM185 177V176H184ZM2 178H4V177H2ZM6 178H8V177H6ZM38 178V179H37ZM49 178V177H48ZM67 178V177H66ZM70 178V177H69ZM173 178V177H172ZM189 180H188V179ZM203 178V177H202ZM202 178H200V180L198 181V179H197V182H196V184L194 183L193 185H192V188L196 185H198V182H200L201 181V179ZM220 178V179H221ZM10 179V180H11ZM25 179H23V181H26ZM34 179V178H33ZM86 179V178H85ZM225 179H226V181H225ZM236 179V180H235ZM47 180H49V179H47ZM50 180H51V178H50ZM63 180V179H62ZM78 180H80V178H78ZM204 180V179H203ZM46 181V180H45ZM160 181V182H161ZM182 183H181V182ZM215 181V182H214ZM225 181V182H224ZM229 183H228V182ZM231 181V182H230ZM47 182V181H46ZM45 182V183H46ZM68 182V178L66 179V181H65V183H67ZM75 182V180L74 179H72L71 181L69 180V183L68 184H73ZM85 182V181H84ZM89 182V181H88ZM203 181H201L200 183V185H202L203 183H202ZM20 183H19V185H20ZM212 183V182H211ZM18 184V183H17ZM83 184V183H82ZM87 184V183H86ZM91 184V183H90ZM159 184V183H158ZM163 184H166V185H163ZM205 184V183H204ZM14 185H16V184H14ZM25 185V184H24ZM88 185V184H87ZM116 185H118V184H116ZM160 185V187H162L161 186V184H159ZM159 185H157L158 186V188L159 189H162L163 190V193L165 192L164 191V187L163 188H160L159 187ZM173 185V184H172ZM199 185V186H200ZM206 185H208V184H206ZM217 185V186H216ZM219 185V186H218ZM13 186V185H12ZM43 186V187H42ZM51 186H53V188L51 189L50 187ZM68 186V185H67ZM198 186V189L200 188ZM204 186V185H203ZM42 187V188H41ZM44 187V188H45ZM213 187H211V188H213ZM12 188V187H11ZM14 188V187H13ZM17 188H18V186H17ZM30 188H35V190L36 189H38L36 192H34V190H32V189H30ZM74 188H76V189H74ZM73 189H72V191H74L73 193L77 196V197H79L80 199L82 198V196H83V191H84V186L83 187H79V188H77V187H74ZM87 188H88V186H87ZM157 188V189H158ZM180 188V189H179ZM192 188H190V189H192ZM202 188H205V187H202ZM16 189V188H15ZM51 189V190H50ZM58 189V188H57ZM85 189H86V186H85ZM92 189V188H91ZM175 189H173V190H175ZM187 189V190H186ZM6 189H4V191H5ZM28 190H30V191H32L31 192V194H30V192L28 191ZM44 190V189H43ZM161 190V191H162ZM185 192H184V191ZM204 190V189H203ZM15 191V190H14ZM17 191H19V190H17ZM47 190H44V192L43 193H47L46 192ZM66 191H68V190H66ZM91 191V190H90ZM172 191V190H171ZM171 191H167V193H169L170 195H171ZM183 191V192H182ZM189 191V190H188ZM192 191H193V189H192ZM213 191H214V189H213ZM3 192V191H2ZM49 192V193H50ZM89 192V191H88ZM158 192V191H157ZM176 192H177V189H176ZM11 193V192H10ZM9 193V194H10ZM48 193V194H49ZM132 193V192H131ZM166 193V192H165ZM164 193V194H165ZM179 192H177V194H178ZM193 193V192H192ZM198 193V192H197ZM38 194V193H37ZM52 194V193H51ZM90 194V193H89ZM98 194H99V191L98 190H93V192L90 194V196L89 195H87V196H89V202H90V204H94V203H96L98 200H99V196H98ZM119 194V193H118ZM180 193L178 194L179 196L181 195ZM211 194H212V192H211ZM3 195V194H2ZM12 195V194H11ZM13 195H14V193H13ZM50 195V194H49ZM85 195V194H84ZM110 195V194H109ZM113 195V194H112ZM133 195V194H132ZM159 196H160V194H158ZM162 195V194H161ZM167 195V194H166ZM187 195V194H186ZM225 195H226V197H225ZM87 196H85V197H87ZM119 196H121V194L119 195ZM123 196V195H122ZM2 197V196H1ZM47 197V196H46ZM71 197H72V195H71V190H69V193H67V194H65V196L63 197V198H60V199H58L56 202L54 201V204H52V206H51V208H49V210H51V211H49L48 210V213L50 214V215H45V216H48L46 219H48V220H52L53 219V217L54 216H56V217H54L55 219L57 218V220H58V218L59 219H61L63 216H64V214H63V216L62 217H60V216H58V214L59 215H61L60 213H61V211H62V209L63 208H61L62 207V205H65V204H67V202H69L68 200H70L71 201ZM84 197V198H85ZM124 197V196H123ZM162 197H163V195H162ZM164 197H165V195H164ZM167 198H168V195L166 196ZM5 198V199H6ZM45 199V196H43L42 197V199ZM83 198V199H84ZM88 198V197H87ZM110 198V197H109ZM113 198V197H112ZM111 198V199H112ZM126 198H128V197H126ZM171 198V197H170ZM2 199V198H1ZM4 199V198H3ZM54 199V198H53ZM82 199V200H83ZM110 199V200H111ZM120 200H121V198H119ZM133 199V198H132ZM72 200H75V202H76V199H72ZM87 200V199H86ZM85 200V201H86ZM101 200V199H100ZM118 200V199H117ZM120 200H118V201H120ZM126 200V199H125ZM125 200H121L122 202L123 201H125ZM128 200V199H127ZM165 200V199H164ZM1 201V200H0ZM5 200H2L1 202H4ZM42 201V200H41ZM104 201V200H103ZM120 201V202H121ZM129 201V200H128ZM166 201V200H165ZM45 202V201H44ZM80 202H81V200H79L78 201V204H80ZM84 202V201H83ZM88 202V201H87ZM162 202V201H161ZM198 202V201H197ZM70 203V202H69ZM73 203V202H72ZM77 203V202H76ZM114 204H117V202L115 203V201L113 202ZM125 203V202H124ZM165 203V202H164ZM49 204V203H48ZM74 204V203H73ZM73 204H71L70 203V205H71V207H74L75 206V204H74V206H72ZM89 204V205H90ZM123 204V203H122ZM126 204H127V202H126ZM132 204V203H131ZM198 204V203H197ZM249 204H248V207H251V206H249ZM69 205V206H70ZM125 205V204H124ZM199 205V204H198ZM198 205H196V206H198ZM83 206V205H82ZM91 206V205H90ZM115 206H117V205H115ZM195 206V205H194ZM193 206V207H194ZM7 207V208H6ZM50 207V206H49ZM67 207H68V205H67ZM67 207H66V209H67ZM76 207V206H75ZM84 207V206H83ZM86 207H88V204L87 205H85V208ZM124 207V206H123ZM199 207V206H198ZM229 207V208H228ZM237 208L238 209V207H240L239 208V210H235L234 211V208ZM247 207V208H248ZM45 208H47V207H45ZM85 208H84V210H85ZM99 208V207H98ZM235 208V209H236ZM256 208V207H255ZM259 208H260V210H259ZM34 209V210H35ZM73 209H75V208H73ZM83 209V208H82ZM86 209H88V208H86ZM92 209V208H91ZM145 209V208H144ZM154 209V208H153ZM249 209H251L252 210V208H249ZM8 210H9V208H8ZM16 210V209H15ZM18 210H16L15 212H17ZM64 210V209H63ZM75 210H77V211H79L80 209H75ZM89 211H90V207H89V209H88ZM149 210V209H148ZM177 210H178V208H177ZM179 210H180V208H179ZM69 211H71V210H69ZM199 211V210H198ZM204 211V212H205ZM230 211V210H229ZM228 211V212H229ZM253 211V210H252ZM12 212H13V210H12ZM34 212V211H33ZM72 212H74V211H72ZM82 212L84 213V211H81V214H82ZM86 213L88 212L87 210L85 211ZM169 212V211H168ZM184 212V211H183ZM202 212V211H201ZM206 212V213H207ZM232 212V211H231ZM20 213V212H19ZM22 214H23V212H21ZM45 213H47V212H45ZM152 213V212H151ZM173 213V212H172ZM184 213H187L186 211L184 212ZM193 213V212H192ZM198 213H200V212H198ZM213 213V214H212ZM235 213V214H236ZM241 213H242V211H241ZM73 214V213H72ZM80 214V213H79ZM79 214H78V216H79ZM80 214V215H81ZM90 214V213H89ZM145 214V213H144ZM149 214V213H148ZM163 214V213H162ZM177 214V213H176ZM180 214V213H179ZM197 213H195V215H196ZM205 214V213H204ZM216 214H218V213H216ZM232 214V213H231ZM231 214H229V215H231ZM234 214V215H235ZM249 214V215H248ZM18 215V217H19V214H17ZM69 215H71V213L70 212H68V214L66 215L65 214V218H63L64 219V222L62 221V223H67V222H72L73 220H70V218L69 217H67V216H69ZM153 215V214H152ZM159 215V214H158ZM170 215V214H169ZM189 215V214H188ZM207 215V214H206ZM205 215V216H206ZM222 215V214H221ZM225 215H227L226 213H225ZM228 215V217L226 216V219H223V222H224V220H225V222H226V220L230 217ZM242 216H243V214H241ZM74 215H72V217H73ZM84 216V215H83ZM88 216V215H87ZM90 216V215H89ZM177 216V215H176ZM182 216H183V213H182ZM187 216V215H186ZM186 216H184V217H186ZM201 216V215H200ZM199 216V217H200ZM219 216H220V214H219ZM223 216H224V214H223ZM223 216H222V218H223ZM236 216L238 217V216H240L239 214L237 215L236 214ZM236 216H235V218H236ZM168 217V216H167ZM181 217V216H180ZM188 217V216H187ZM207 217V216H206ZM206 217H205V219H206ZM209 217V216H208ZM216 217V216H215ZM218 217V216H217ZM232 217V216H231ZM241 217V216H240ZM45 218V217H44ZM67 218H69V221H66L65 222V220L67 219ZM88 218V217H87ZM166 218V217H165ZM168 218H171V217H168ZM179 218V217H178ZM189 218V217H188ZM224 218H225V216H224ZM233 218V217H232ZM231 218V219H232ZM242 218V217H241ZM243 218H245L244 216H243ZM72 219V218H71ZM90 219V218H89ZM159 219V218H158ZM164 219V218H163ZM186 219V218H185ZM193 219H194V217H193ZM204 219V218H203ZM210 219L211 218H208V220H205L206 222L207 221H210ZM50 220V221H51ZM57 220H54V222L55 223H53V221H48L49 223H53L54 225L57 223ZM78 220V219H77ZM180 220H182V219H179V221ZM222 220V219H221ZM234 219H232V221H233ZM245 220H243V221H245ZM16 221V220H15ZM28 221V220H27ZM37 221V220H36ZM42 221V220H41ZM88 221V220H87ZM161 221V220H160ZM212 221V220H211ZM232 221L230 222L229 220H227V224H228V222H230L231 224H233L232 223ZM26 222V221H25ZM47 222V223H48ZM156 222H158V221H156ZM169 222V221H168ZM202 222H203V220H202ZM219 222V221H218ZM222 222V223H223ZM224 222V223H225ZM249 224H248V223ZM11 223V224H10ZM49 223L47 224V226L45 225L46 224V222L44 223V226L47 228V230H48V225H49ZM74 223H76V222H74ZM173 223V222H172ZM178 223V222H177ZM201 223V222H200ZM205 223V222H204ZM223 223V224H224ZM234 223H235V221H234ZM239 222L237 221V223H235L237 226H236V229H232L231 227H229L228 226V228L230 229H232L231 231H229V232H224V234H222L223 232L221 231V229L223 230V227L222 228H220V231H219V229L217 230V232L219 231V233L220 232H222L221 233V236L219 237H216L215 238V240H212V238L211 239H207V240H205L204 241V244L202 245V240L204 239V237L206 238L207 237V235L206 236H204L203 237V239L201 240V250L202 251H204V254H203V252H201V253H199V256H200V261L199 260H196L197 261V263L198 264H203V262L202 261H204L205 259H207V262H208V264H264V231H256L258 228H259V226L257 227V229L254 231V229H253V231L255 232V233H252L251 235H250V233L249 232H251L250 230L249 231H247L246 229V231L244 232L245 234L246 233H248V234H246V235H248V236H245V234L243 235V230L241 231V225L240 224H238ZM12 225V227L10 228L9 226L10 225ZM14 224V223H13ZM166 224V223H165ZM202 224V223H201ZM207 223H205V225H206ZM209 224V223H208ZM235 224H233L232 226H235ZM248 226H246V225ZM51 225V224H50ZM50 225H49V227H50ZM63 225V224H62ZM158 225V224H157ZM162 225V224H161ZM164 225V224H163ZM169 225H170V223H169ZM178 225H180V224H178ZM198 225V224H197ZM210 225V224H209ZM229 225V224H228ZM55 226H57V225H55ZM64 226V225H63ZM165 226V225H164ZM167 226V225H166ZM173 226V225H172ZM174 226H175V224H174ZM204 226V225H203ZM231 226V225H230ZM249 226H251V228L249 227ZM42 227V226H41ZM45 227H42V228H45ZM78 227H80V226H78ZM244 227V228H245ZM253 227V228H252ZM8 228H6V229H8ZM19 228V227H18ZM17 228V229H18ZM45 228V229H46ZM52 228H53V226H52ZM199 228V227H198ZM197 228V229H198ZM207 228V227H206ZM225 228H227L225 225H224V229ZM262 228V229H263ZM6 229L5 230H3V233H9V231L7 232L6 231ZM83 229V228H82ZM71 230V229H70ZM193 230V229H192ZM199 230H200V228H199ZM199 230H197V231H199ZM203 230H205V229H203ZM226 230V229H225ZM258 230H260V228L258 229ZM0 231V233H2ZM14 230H13V228H12V232H13ZM42 231V230H41ZM72 231V230H71ZM252 231V232H253ZM11 232V231H10ZM19 233H20V231H18ZM18 232H16L17 234V237L18 236H20V237H18L17 239H20V241H19V246H21V244H23L24 245V242L26 241V242H28V240H27V238H26V236H25V238H24V240L21 238V235H22V237H24L23 236V234L21 233V235H18ZM23 232V231H22ZM54 232V231H53ZM216 232V233H217ZM4 234V235H6L5 237L7 238V236H9V235H7V234ZM56 233V232H55ZM203 233V232H202ZM13 234V233H12ZM37 234V233H36ZM45 234V233H44ZM52 234V233H51ZM154 234V233H153ZM212 234H214V237H215V232H213ZM2 235L3 234H1L0 235V238H2ZM10 235H11V233H10ZM15 235V234H14ZM53 235V234H52ZM159 235V234H158ZM157 235V236H158ZM199 235V234H198ZM204 235V234H203ZM210 235H211V233H210ZM210 235H209V237H210ZM219 235V234H218ZM12 236V235H11ZM29 236V235H28ZM54 236V235H53ZM154 236V235H153ZM155 236L156 238H158V237H160V236ZM245 236V237H244ZM13 237V236H12ZM16 237V236H15ZM45 237V236H44ZM47 237H49V236H47ZM60 237V236H59ZM137 237V236H136ZM144 237V236H143ZM164 237V236H163ZM213 237V236H212ZM213 237V238H214ZM131 238V237H130ZM146 238V237H145ZM145 238H144V240H145ZM149 238V237H148ZM148 238H147V240H148ZM218 238V239H217ZM9 239V238H8ZM7 239V240H8ZM12 239V244L11 245H13L14 243H17V242H14V239L13 238H11ZM10 239V240H11ZM16 239V240H17ZM49 239V238H48ZM152 239V238H151ZM150 239V240H151ZM159 239H161V237L159 238ZM159 239L157 240V241H159ZM217 239V240H216ZM6 241L4 244H5V246L9 243L6 239H3L2 238V242H1V240H0V242L2 243V244H0V247H1V245L3 246V241ZM9 240V241H10ZM15 240V241H16ZM39 240V239H38ZM41 240V239H40ZM43 240V239H42ZM53 240V239H52ZM118 240V239H117ZM127 242H128V240L127 239H125ZM130 240V239H129ZM139 240V239H138ZM143 240V239H142ZM31 241V240H30ZM35 241V240H34ZM44 241V240H43ZM133 241V240H132ZM135 241V240H134ZM137 241V240H136ZM8 242V243H7ZM11 242V241H10ZM48 242V241H47ZM140 242H142V241H140ZM150 242V241H149ZM147 243V244H145V242H142V243H144L145 245H147V246H145V245H140L139 246V249H140V247H141V252H143L142 250H143V247H145V250H147L146 252H147V254L149 253V250H148V244H150V243ZM152 242H155V241H152ZM35 243V242H34ZM114 243L115 242H113L112 240H107V241H104V242H102V244H101V249H102V251H101V253H100V255L98 256V258L101 260V264H116V263H118L120 260H121V258H119V257H117L116 255H118V254H122L121 252H119L118 254L116 253L117 251H118V249H116V246L114 245ZM124 243V242H123ZM131 243V242H130ZM161 243V242H160ZM184 243V242H183ZM30 244V243H29ZM117 244V243H116ZM126 244V245H125ZM124 245L126 246V247H129L130 246V244H127V243H125ZM136 244H138V242H136ZM152 244V243H151ZM150 244V245H151ZM162 244H164V243H161V245ZM197 244V243H196ZM195 244V245H196ZM35 245V244H34ZM118 245H120V244H118ZM155 245V244H154ZM153 245V248H158V246L156 247V246H154ZM172 245V244H171ZM170 245V246H171ZM199 244H197V247H198V250H200V245L198 246ZM5 246L3 247V250L5 251V249L7 248H5ZM8 246V245H7ZM9 246H10V244H9ZM8 246V248H10ZM15 246H18V244L17 245H14V247ZM122 245H120V247H121ZM134 246H136L135 244L133 245V247ZM163 246V245H162ZM162 246H160V247H162ZM165 246V245H164ZM167 246V245H166ZM12 247V246H11ZM31 247V246H30ZM119 247V248H120ZM168 247V246H167ZM196 247V248H197ZM5 248V249H4ZM13 248V247H12ZM26 248V247H25ZM95 248H97V247H95ZM99 248V247H98ZM122 248H123V246H122ZM125 248V247H124ZM163 248V247H162ZM169 248V247H168ZM167 248V249H168ZM194 248H195V246H194ZM195 248V249H196ZM100 249V250H101ZM117 251H116V250ZM150 249V248H149ZM161 249V248H160ZM170 249V248H169ZM168 249V250H169ZM203 249H205V250H207L206 252H205V250H203ZM13 250V249H12ZM122 250V249H121ZM135 250V249H134ZM151 250V249H150ZM182 250V249H181ZM180 250V251H181ZM200 250V251H201ZM2 251V250H1ZM119 251H120V249H119ZM152 251H156L157 252V250H152ZM192 251H194V249H192ZM192 251H191V253H192ZM196 251V253L194 252V255L196 254V257H193V258H196V259H198L199 257H197L198 256V251H197V249L195 250ZM199 251V252H200ZM9 252V251H8ZM28 252V251H27ZM29 252H30V250H29ZM99 252V251H98ZM134 253L136 252L137 253V251L135 250V251H133ZM145 252V251H144ZM156 252H154V253H156ZM158 252H159V250H158ZM157 252V253H158ZM184 252V251H183ZM1 253V252H0ZM124 253H127V250H126V252H124ZM152 253V252H151ZM150 253V255H153V253L151 254ZM156 253V254H157ZM206 253V254H205ZM5 254V253H4ZM26 254V253H25ZM24 254V255H25ZM99 254V253H98ZM130 254H131V256L133 255L134 256V254H132L131 252H130ZM144 254V253H143ZM146 254V253H145ZM147 254H146V256H144V257H148L147 256ZM162 254V253H161ZM160 254V255H161ZM163 254L165 255V250H164V252H163ZM162 254V255H163ZM179 254H184V253H179ZM189 254V253H188ZM187 254V255H188ZM193 254V253H192ZM201 254L203 255V256H205L206 255V257H202L201 256ZM208 254H210V255H208ZM6 255V254H5ZM102 255V256H101ZM123 255V254H122ZM121 255V257H123ZM126 256H127V254H125ZM125 255H124V257H125ZM129 255V254H128ZM140 255V254H139ZM150 255H149V258H150ZM163 255V257H160L159 258V260H155V261H153V259H148V260H140V264H142V263H144V264H190L189 262L193 259L191 256H190V258H191V260H188L187 261V259H188V257L186 258V256H185V258H184V256L183 257H181L182 255H176V258H174V259H172L171 257L173 256V255H171V257L170 256H168V257H165ZM185 255V254H184ZM193 255V256H194ZM1 256V255H0ZM97 256V255H96ZM131 256H129V260H130V257ZM133 256L131 257L132 259H133ZM141 256H142V254H141ZM156 256V255H155ZM177 256H179V258L177 257ZM209 256V257H208ZM2 257V256H1ZM123 257V258H124ZM128 257V256H127ZM165 257V258H164ZM97 258V257H96ZM122 258V259H123ZM157 258V257H156ZM1 259V258H0ZM3 259V258H2ZM5 259V258H4ZM3 259V260H4ZM23 259V258H22ZM125 259H126V257H125ZM135 259V258H134ZM98 260V259H97ZM128 260V261H129ZM137 260V259H136ZM122 262L121 263H124V261L125 260H121ZM127 261V260H126ZM126 261H125V264H130L128 261H127V263H126ZM138 261V260H137ZM148 261V262H147ZM199 261V262H198ZM7 262V261H6ZM132 262V261H131ZM188 262V263H187ZM192 262V261H191ZM195 263V262H194ZM193 263V264H194ZM206 262H204V264H205ZM192 264V263H191ZM207 264V263H206Z\"/></svg>",
	"mask_w": 264,
	"mask_h": 264
}]
</instances>
